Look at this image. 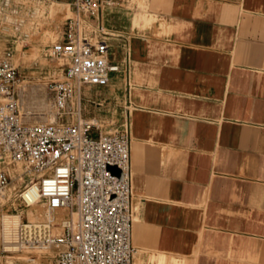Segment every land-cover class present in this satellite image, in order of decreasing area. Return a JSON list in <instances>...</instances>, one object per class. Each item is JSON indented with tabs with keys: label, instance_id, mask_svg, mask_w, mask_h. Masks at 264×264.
Returning a JSON list of instances; mask_svg holds the SVG:
<instances>
[{
	"label": "crops",
	"instance_id": "0c3cea01",
	"mask_svg": "<svg viewBox=\"0 0 264 264\" xmlns=\"http://www.w3.org/2000/svg\"><path fill=\"white\" fill-rule=\"evenodd\" d=\"M101 21L119 70L81 87L82 115L128 127L132 264H264V0H120ZM8 36L0 19V55Z\"/></svg>",
	"mask_w": 264,
	"mask_h": 264
},
{
	"label": "built area",
	"instance_id": "2783aa9c",
	"mask_svg": "<svg viewBox=\"0 0 264 264\" xmlns=\"http://www.w3.org/2000/svg\"><path fill=\"white\" fill-rule=\"evenodd\" d=\"M60 1L0 0V19L28 39L45 29L51 17L46 7ZM119 1L64 2L71 12L62 34L49 40L48 55L58 59L59 75H49L45 84V123L26 119L12 51L0 55V206L11 190L25 207L41 202L45 214L41 220L23 219L6 239L0 229L1 253L8 254L9 245L50 256L48 264H132L129 130L102 131L98 119L82 115L80 95L83 85L105 86L119 70L108 59L101 21L103 9ZM11 180L16 184L10 186ZM61 210L69 214L53 216Z\"/></svg>",
	"mask_w": 264,
	"mask_h": 264
},
{
	"label": "rangeland",
	"instance_id": "374dc122",
	"mask_svg": "<svg viewBox=\"0 0 264 264\" xmlns=\"http://www.w3.org/2000/svg\"><path fill=\"white\" fill-rule=\"evenodd\" d=\"M59 9L58 3L53 5L54 13ZM59 17L54 15L53 33L46 32L44 29L31 33L28 39L23 35L16 33L10 27L6 28V33L9 34L8 38L14 40L12 46L2 49L12 51L13 61L17 66V73L19 77L18 95L23 106L24 113L31 112L35 117L26 119L30 122L45 123L47 121L48 96L45 95L44 87L46 80L42 77L44 73L38 72L48 70L50 67H55L58 64V59L48 55L49 40L55 39L57 34L56 30L59 26ZM34 71V72H32ZM56 72V71H55ZM59 72V71H58ZM27 116V115H26ZM101 123V122H100ZM103 126L101 129L104 131L106 122L102 121ZM106 130H109L108 128ZM105 130V131H106ZM14 165L9 166V170H13ZM13 174V171L11 172ZM14 180H11L10 186H13ZM16 185V189H18ZM14 192L9 190L8 194L11 195L10 200L6 201L0 206V218L7 212L17 211L23 215L24 220L29 221L41 220L45 214L43 204L41 202L32 206L25 207L18 200H13ZM61 215H68V210L59 211ZM39 214V215H38ZM34 217V218H33ZM18 260V261H17ZM23 260V261H22ZM157 264H166V258L159 256L155 258ZM50 256L43 255L35 249H22V251L15 254H7L0 252V264H48ZM169 264H182L180 261L171 258Z\"/></svg>",
	"mask_w": 264,
	"mask_h": 264
},
{
	"label": "bare ground",
	"instance_id": "6f19581e",
	"mask_svg": "<svg viewBox=\"0 0 264 264\" xmlns=\"http://www.w3.org/2000/svg\"><path fill=\"white\" fill-rule=\"evenodd\" d=\"M49 109H47V112H46V115H47V121L49 120ZM27 115V116H26ZM25 117H28V119L30 118H33L35 117V114L34 113H31V112H27L25 113ZM93 119V118H91ZM46 121V122H47ZM39 215V214H38ZM64 215V214H63ZM62 215V216H63ZM54 217H60L61 214L60 212H56L54 213L53 215ZM34 218V217H33ZM24 219L23 215H21L20 213H18L17 211H12V212H7L6 214H4L2 216V218H0V229H2V235L4 236V238L6 239L7 238V231H12V229L20 222ZM36 221V220H35ZM1 234V233H0ZM7 251H10L8 252V254H15V253H18L22 250H18L16 248H13V247H9V245H5ZM135 249V248H134ZM135 253V252H134ZM18 261V260H17ZM23 261V260H22Z\"/></svg>",
	"mask_w": 264,
	"mask_h": 264
},
{
	"label": "water",
	"instance_id": "95a60500",
	"mask_svg": "<svg viewBox=\"0 0 264 264\" xmlns=\"http://www.w3.org/2000/svg\"><path fill=\"white\" fill-rule=\"evenodd\" d=\"M114 172H118V170L115 167L111 168Z\"/></svg>",
	"mask_w": 264,
	"mask_h": 264
}]
</instances>
